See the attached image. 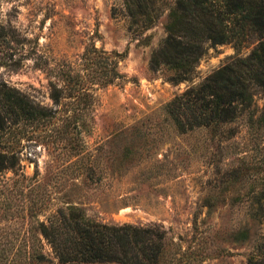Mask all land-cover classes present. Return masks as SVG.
Listing matches in <instances>:
<instances>
[{
	"label": "rangeland",
	"instance_id": "obj_1",
	"mask_svg": "<svg viewBox=\"0 0 264 264\" xmlns=\"http://www.w3.org/2000/svg\"><path fill=\"white\" fill-rule=\"evenodd\" d=\"M165 21L166 10L148 29L130 30L123 0H0V26L17 51L16 61L3 58L10 48L0 38V79L52 111L49 120L20 124L22 167L0 175V263L62 264L37 224L68 202L98 220L159 225L166 264H246L264 239V218L247 208L264 170V130L240 115L233 136L204 126L180 131L165 108L256 41L207 47L193 76L174 83L148 63ZM93 45L124 53L112 82L94 79ZM60 69L80 75L89 105L67 95L72 87L58 101L50 96V78L67 82Z\"/></svg>",
	"mask_w": 264,
	"mask_h": 264
},
{
	"label": "trees",
	"instance_id": "obj_2",
	"mask_svg": "<svg viewBox=\"0 0 264 264\" xmlns=\"http://www.w3.org/2000/svg\"><path fill=\"white\" fill-rule=\"evenodd\" d=\"M123 10L128 28L137 33L151 27L166 10L165 35L152 48L148 63L154 70L167 69L166 78L174 83L193 76L207 47L225 42L239 47L255 40L247 54L231 56L199 82L175 93L165 108L180 131L204 126L225 129L226 136H233L238 129L232 123L240 115L245 116L248 127L257 132L264 130V0H123ZM3 30L0 26V38L10 49L2 57L16 61L13 59L17 51L16 45L11 44L12 35ZM85 53H89V47ZM90 53L96 57L91 61L97 82L107 84L120 75L117 61L124 53L106 52L94 45ZM60 70L68 83L64 81L60 85L58 78H50V96L58 101L67 87H72L67 95L82 97L84 104L89 105L87 96L90 93L80 85V75ZM257 93L262 98L261 104L255 99ZM82 108H76V116ZM51 117L50 107L0 79V175L9 170L17 175L22 167L20 124L46 121ZM249 197V216L263 219L264 170L257 189ZM37 228L62 264L167 262L166 233L157 224L102 221L68 202L57 206L46 220H40ZM247 230L245 228L242 232L245 236ZM34 256L41 259L44 253L39 251ZM9 264L13 261L10 260ZM246 264H264V239L256 242Z\"/></svg>",
	"mask_w": 264,
	"mask_h": 264
}]
</instances>
